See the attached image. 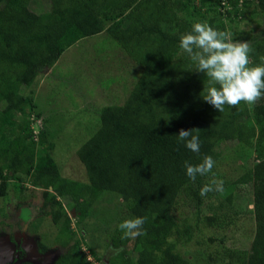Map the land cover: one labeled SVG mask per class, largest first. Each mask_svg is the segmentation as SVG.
<instances>
[{
	"label": "trees",
	"instance_id": "obj_1",
	"mask_svg": "<svg viewBox=\"0 0 264 264\" xmlns=\"http://www.w3.org/2000/svg\"><path fill=\"white\" fill-rule=\"evenodd\" d=\"M193 1L0 0V198L7 196L11 182L19 185L20 193L30 188L47 193L52 207L46 215L53 225H60L54 242L59 253L51 264H85L89 258L78 237L87 242L95 260L103 250L89 241L104 230L71 229L58 198L66 199L81 220L99 196L110 191L117 194L127 218L145 217L142 236L123 237L116 226L107 234L105 245L111 252L107 263L101 264H115L125 256L126 264H191L177 245L188 242L200 227L227 239L238 218L230 210L233 192L244 184L252 186L250 241L245 247L229 246L209 234L206 247L215 245L205 253L203 264H264V96L251 104L225 105L219 112L201 97L207 78L192 70L178 46L179 36L194 21H207L231 30L233 39L246 40L253 64L264 62V29L262 36L237 29L247 25L252 14L264 17V0H214L206 10L201 8V16ZM101 32L118 45L140 75L123 104L100 110L98 126L77 149L86 175V181L80 182L60 175L51 155L53 143L46 142L44 129L33 133L19 117L35 109L32 94L25 95V89L51 69L66 49ZM180 129H198L199 153L177 142ZM232 144L251 150L255 161L229 185L231 189L223 183L226 204L210 206L208 199L223 190L202 196L200 188L212 174L189 180L183 162L196 163L210 155L216 174L220 158ZM184 197L194 203L193 223L178 213L177 204ZM40 208H47L44 201ZM37 244L38 254H43L45 247ZM19 257L22 263L35 264L23 253Z\"/></svg>",
	"mask_w": 264,
	"mask_h": 264
},
{
	"label": "rangeland",
	"instance_id": "obj_2",
	"mask_svg": "<svg viewBox=\"0 0 264 264\" xmlns=\"http://www.w3.org/2000/svg\"><path fill=\"white\" fill-rule=\"evenodd\" d=\"M213 2L214 0H194L193 4L200 9L198 13L201 16L202 10L209 7L206 5H212ZM188 10H191V6ZM221 10L224 12L225 8ZM254 15L248 16L250 19L247 25L238 26L237 29L262 36L264 17L257 18ZM139 75L137 66L105 32L80 39L61 54L51 70L45 71L32 87L25 89V95L32 94L35 109L26 116L20 115L19 119L24 125H29L33 133L44 129L46 142L53 143L51 155L62 177L84 182L86 175L76 157L77 149L94 132L95 126H98L100 110L105 106L123 104ZM225 153L220 158L219 167L216 166L215 178L222 179L226 188L231 189L229 185L250 169L255 160L251 150L238 144H232ZM25 186L29 189L27 184ZM251 187V184L239 185L233 192L230 210L238 218L235 221V231L227 239L220 232L200 227L199 230H193L188 242L177 245L179 253L188 258L191 264L205 263V253L212 251L215 245L212 243L206 247L209 234L216 235L225 245L233 246L235 243L245 247L252 234V217L249 213ZM46 194L43 190L32 188L20 193L19 185L11 182L7 196L0 198V264H25L22 263L23 258L19 257V252L35 264H51L57 257L59 251L54 242L60 225H53L49 220L50 216L46 215V211L52 207ZM225 196V190L219 195L215 193L206 204H226ZM117 197L113 192H103L98 198L99 202L81 220L71 213L66 199H56L68 214L71 229L79 231L80 227H84L90 233L104 230L93 241H89L91 245L103 247L101 253L96 254L98 261L90 256L87 242L78 237L83 254L89 258L85 260V264H101L103 260L107 263L106 256L111 252L105 245L107 234L118 221L128 219ZM43 201L47 207L45 209L40 208ZM177 205L179 215L188 218L191 223L195 222L193 202L184 197ZM37 243L45 247L43 254H38ZM126 261L125 256L115 261V264H126Z\"/></svg>",
	"mask_w": 264,
	"mask_h": 264
},
{
	"label": "clouds",
	"instance_id": "obj_3",
	"mask_svg": "<svg viewBox=\"0 0 264 264\" xmlns=\"http://www.w3.org/2000/svg\"><path fill=\"white\" fill-rule=\"evenodd\" d=\"M178 46L188 57L192 70L207 78L201 97L219 112L224 111L225 105H237L242 101L251 104L264 96V62L253 64L249 58L250 44L246 40L233 39L231 30L197 20L179 36ZM175 139L192 153L200 152L198 129H180ZM214 165L213 158L206 154L196 163L183 162L184 174L189 180L212 174L213 178L200 188L202 196L223 190V180L215 178L212 172ZM144 222L145 217L136 216L121 220L116 228L121 230L123 237L134 238L144 234Z\"/></svg>",
	"mask_w": 264,
	"mask_h": 264
},
{
	"label": "water",
	"instance_id": "obj_4",
	"mask_svg": "<svg viewBox=\"0 0 264 264\" xmlns=\"http://www.w3.org/2000/svg\"><path fill=\"white\" fill-rule=\"evenodd\" d=\"M71 213H73V211Z\"/></svg>",
	"mask_w": 264,
	"mask_h": 264
},
{
	"label": "bare ground",
	"instance_id": "obj_5",
	"mask_svg": "<svg viewBox=\"0 0 264 264\" xmlns=\"http://www.w3.org/2000/svg\"><path fill=\"white\" fill-rule=\"evenodd\" d=\"M69 114V113H68ZM82 126V125H81Z\"/></svg>",
	"mask_w": 264,
	"mask_h": 264
}]
</instances>
